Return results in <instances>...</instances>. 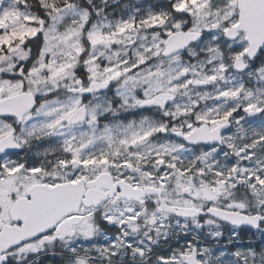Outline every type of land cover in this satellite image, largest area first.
I'll return each instance as SVG.
<instances>
[{"label":"snow or ice","instance_id":"1","mask_svg":"<svg viewBox=\"0 0 264 264\" xmlns=\"http://www.w3.org/2000/svg\"><path fill=\"white\" fill-rule=\"evenodd\" d=\"M0 264H264V0H0Z\"/></svg>","mask_w":264,"mask_h":264}]
</instances>
